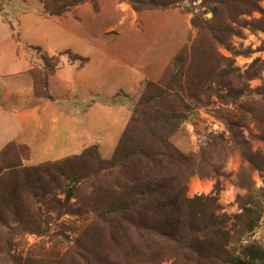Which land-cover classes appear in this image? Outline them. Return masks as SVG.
Returning a JSON list of instances; mask_svg holds the SVG:
<instances>
[{
    "label": "rangeland",
    "instance_id": "1",
    "mask_svg": "<svg viewBox=\"0 0 264 264\" xmlns=\"http://www.w3.org/2000/svg\"><path fill=\"white\" fill-rule=\"evenodd\" d=\"M79 1L81 10L85 2ZM248 1L254 0H183L156 11L148 0L137 7L128 0H92L87 10L107 31L143 33L141 41L134 38L138 60L142 49L161 67L182 57L180 82H191L195 93L188 95L192 113L172 138L188 159L172 172L182 174L185 196L198 197L182 216L202 229L189 234L200 242L192 249L129 222L134 178L125 166L102 169L93 150L79 159L85 146L98 141L100 156L112 157L141 97L143 76L56 24L40 0H0V150L27 139L31 158L21 167L49 168L32 186L22 182L12 193L23 207L22 223L11 214L9 225L0 221V264H247L251 247L264 255V0L241 13ZM62 45L75 60L67 67L73 87L53 92L73 121L67 126L46 116L39 127L33 119L24 123L17 116L24 105L6 92L31 85L34 75L23 72L31 58L35 68L46 59L51 70L60 56L48 57L44 48ZM163 53L171 63H163ZM76 54L89 57L83 67ZM43 79L36 78L37 93L43 94ZM10 195L0 199V212ZM213 222L220 233L210 232Z\"/></svg>",
    "mask_w": 264,
    "mask_h": 264
},
{
    "label": "trees",
    "instance_id": "2",
    "mask_svg": "<svg viewBox=\"0 0 264 264\" xmlns=\"http://www.w3.org/2000/svg\"><path fill=\"white\" fill-rule=\"evenodd\" d=\"M40 1L48 16L63 28L84 38L114 59L133 67L143 76L141 97L133 107L112 157L103 159L100 156L99 147L90 145L79 155V157L82 156L79 159L89 157L88 153L93 150L94 156L92 157L94 159L92 160L103 165L102 169L123 168L125 166L134 178V219L125 216L129 222H134L136 227L145 226L154 229L166 238H172L176 243L189 245L194 249L193 245H199L200 242L198 239H191L189 234L191 236L194 232H201L202 229H200L201 227L194 228L189 223V218L182 220V216L187 213L189 205L195 202L198 197L192 199L185 196L187 186L182 174L176 171L172 172V167L174 168L176 164L188 159L174 145L172 138L192 113L188 95L195 93L189 87L191 82L185 83V86L180 82L181 75H184L181 73L184 65L181 63L182 57L178 56L174 63H171L168 61L166 53H163L165 57L163 63L171 64H167V67H161L156 65V61L150 63L151 61L143 55L144 50L142 49L138 60L134 54V41H136L134 38L140 36L139 41H141L144 36L143 33L138 31L134 33V30L128 29L125 31L103 29V25L99 23L97 17L90 20L91 16L87 10L92 0H82L85 3L81 10L78 9L81 3L79 0H65L60 4H57L56 0ZM182 1L148 0L147 7L160 11L177 7ZM128 2L137 7V3L144 2V0H128ZM241 9L243 10L241 13H251L258 9V4L255 0L244 2ZM78 21H82V23ZM94 21L96 24L98 23L97 26L88 25L89 22ZM165 24V27H168V24ZM141 44L145 48V44ZM139 46L137 45V48ZM55 58H57L56 63L50 66V68L52 67L51 70L46 69L47 61L43 58L45 70L40 67L31 69L34 82L38 83L36 78L39 75L41 80L44 78L42 81L44 86L47 84V71L54 70L61 61L60 58ZM81 58L87 60V58L80 56H77L76 59ZM30 158L31 149L27 144L11 141L0 150V199L5 198L6 192L11 194L8 201L2 204L3 210L0 212V221L7 225H9L7 219L10 218L7 217L8 214L20 216L16 220L22 223L23 214L20 210L23 207L20 202L13 199L14 195L12 194L17 192L18 185L24 182L32 186L35 177L48 174L49 168H44V165L22 168V160ZM68 160L69 157L64 162L67 163ZM75 179L79 180L78 178ZM149 197L152 199L148 200ZM67 198H70L68 192ZM162 198L164 199L162 200ZM246 211L249 212V208L246 207ZM188 223L189 229L186 227ZM208 225L210 232L213 234L220 233L215 228L218 227L215 226V222ZM246 255L249 258L246 261L247 264H259L258 260L264 259V255L253 247L246 250ZM231 262L232 264H239V261L236 260H231Z\"/></svg>",
    "mask_w": 264,
    "mask_h": 264
},
{
    "label": "crops",
    "instance_id": "3",
    "mask_svg": "<svg viewBox=\"0 0 264 264\" xmlns=\"http://www.w3.org/2000/svg\"><path fill=\"white\" fill-rule=\"evenodd\" d=\"M51 20L54 21L53 19H51ZM54 22L56 24H58L56 21H54ZM58 25L61 26L60 24H58ZM69 32L78 36L79 39H81V40L89 43L90 45H92L90 42H88L84 38L80 37L79 35L75 34L74 32H71V31H69ZM92 46L95 47L94 45H92ZM35 47H38V48L33 47V49L35 51L40 49L43 52V48L41 46H35ZM65 47H66L65 45L64 46L62 45V46L44 48V50L46 51L44 53L47 54L48 57L60 56L61 64L58 67H56L54 70L50 71L49 74L47 73L48 74L47 75V84L43 87V92H42L43 94L37 93L36 87H35L36 85H35L33 78H32L30 86H25L23 88L18 87L16 94L14 93L12 88H8V90L6 92V97L8 99L15 97L16 100L20 103V105H24L23 109L19 110L18 115H17V116H19V118L24 123L30 119H33L37 122V127H39L40 124L42 123V120L44 118H46V116L55 117V120H57V123L64 122L67 124V126L72 123V121H73L72 114L68 113V112H70L69 111L70 108L66 109L65 107L59 105L58 103L60 101L58 98L55 97V95L57 97H59V96H58V94H56V92H53V89L55 87H58V86H61V87L66 86L68 90H71V88L73 87V80L70 78V75H69L70 72L67 70V67H71L72 65H74L75 60H72L69 57L70 53L68 51H70V50H68ZM95 48H97V47H95ZM97 49H99V48H97ZM99 50H101V49H99ZM101 51H103V50H101ZM76 55H78L80 57L87 58V60L82 59V58L76 59L77 61L80 62L79 64L82 65V67L89 60L88 56H83L80 54H76ZM109 57L112 58L113 60H115L116 62L123 64L124 66L134 70L133 67L128 66L127 64H124L123 62L118 61L111 56H109ZM83 60H85V61H83ZM33 63H34V59L33 58L29 59L28 66L24 67L23 72H30L31 69H33L35 67ZM39 67L42 68L43 70H45L44 66H42V64L39 65ZM86 78H89V77H86ZM51 88H52V90H51ZM62 96L65 99L66 98L69 99L72 95L70 93H67V94L64 93ZM52 98H55V100L51 101ZM69 101H70V99H69ZM46 102H48V103H46ZM88 130L89 129H84V133H87ZM61 134L62 133L56 134L54 139L57 140V143H55L54 148L58 147L61 144L58 141V138L60 137ZM12 141H15V142L20 143V144H27V145L30 144L31 145V142L27 139H24V140L14 139ZM98 142H100V141H98ZM98 142H93L90 145H97L99 147V150H100V146H99ZM90 145L85 146L83 149H85L86 147H88Z\"/></svg>",
    "mask_w": 264,
    "mask_h": 264
},
{
    "label": "water",
    "instance_id": "4",
    "mask_svg": "<svg viewBox=\"0 0 264 264\" xmlns=\"http://www.w3.org/2000/svg\"><path fill=\"white\" fill-rule=\"evenodd\" d=\"M70 193H71V190H70ZM242 264H244V263H242Z\"/></svg>",
    "mask_w": 264,
    "mask_h": 264
}]
</instances>
